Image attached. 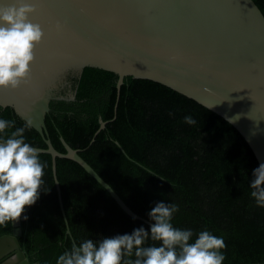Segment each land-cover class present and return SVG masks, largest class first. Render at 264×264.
I'll list each match as a JSON object with an SVG mask.
<instances>
[{
    "label": "trees",
    "instance_id": "obj_1",
    "mask_svg": "<svg viewBox=\"0 0 264 264\" xmlns=\"http://www.w3.org/2000/svg\"><path fill=\"white\" fill-rule=\"evenodd\" d=\"M254 1L264 13V0ZM117 80V73L93 66L69 73L57 92L65 98L52 99L46 114L54 147L65 153L64 138L80 149L126 204L148 220L155 202H176L174 226L224 237L223 264L264 263V208L255 205L248 186L260 163L242 133L217 112L152 79L126 76L117 99ZM185 115L197 123L186 124ZM0 116L15 121L14 127L26 121L9 106H0ZM101 120L107 121L102 129ZM24 136L31 146L47 148L32 125ZM39 159L45 165V192L25 206L18 237L31 264H55L73 239L148 228L79 163L57 158L67 233L52 156L39 153ZM12 231L13 221L0 226V236Z\"/></svg>",
    "mask_w": 264,
    "mask_h": 264
},
{
    "label": "water",
    "instance_id": "obj_2",
    "mask_svg": "<svg viewBox=\"0 0 264 264\" xmlns=\"http://www.w3.org/2000/svg\"><path fill=\"white\" fill-rule=\"evenodd\" d=\"M11 0H0V6ZM29 19L44 36L26 82L0 89V106L12 107L41 134L52 156L53 176L67 233L57 158L79 163L131 217L114 188L70 146L58 151L46 114L70 72L93 66L118 74L117 99L124 78L159 81L217 112L242 133L259 163L264 162V13L254 0H32ZM74 98V96H71ZM100 129L107 121H100ZM21 219L0 236V264H31L18 240ZM38 264V263H36ZM264 264V263H261Z\"/></svg>",
    "mask_w": 264,
    "mask_h": 264
},
{
    "label": "clouds",
    "instance_id": "obj_3",
    "mask_svg": "<svg viewBox=\"0 0 264 264\" xmlns=\"http://www.w3.org/2000/svg\"><path fill=\"white\" fill-rule=\"evenodd\" d=\"M34 10L32 0H11L0 6V89H16L29 78L35 48L44 36L41 25L29 19ZM183 120L197 123L191 115ZM14 125L15 121L0 116V226L17 221L25 206L33 205L44 191L45 165L24 136L31 123ZM248 186L255 205L264 208V162L252 170ZM178 211L174 201H157L147 213V229L141 225L130 233L73 239L55 264H223L224 237L208 229L194 233L174 226Z\"/></svg>",
    "mask_w": 264,
    "mask_h": 264
},
{
    "label": "flooded vegetation",
    "instance_id": "obj_4",
    "mask_svg": "<svg viewBox=\"0 0 264 264\" xmlns=\"http://www.w3.org/2000/svg\"><path fill=\"white\" fill-rule=\"evenodd\" d=\"M61 85H63V84H61ZM61 85L59 86V88H58V91H59V89H60Z\"/></svg>",
    "mask_w": 264,
    "mask_h": 264
}]
</instances>
